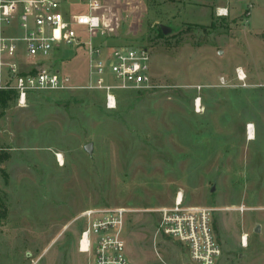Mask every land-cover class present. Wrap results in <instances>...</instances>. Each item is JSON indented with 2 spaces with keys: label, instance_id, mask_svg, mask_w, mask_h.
<instances>
[{
  "label": "rangeland",
  "instance_id": "374dc122",
  "mask_svg": "<svg viewBox=\"0 0 264 264\" xmlns=\"http://www.w3.org/2000/svg\"><path fill=\"white\" fill-rule=\"evenodd\" d=\"M98 1L93 40L147 46L153 84L117 90L110 108L83 87L0 105V264H92L80 213L115 206L128 208L131 264H192L157 231L177 192L211 210L215 264H264V0ZM66 5L88 13L86 0ZM61 56L51 63L85 84L84 48Z\"/></svg>",
  "mask_w": 264,
  "mask_h": 264
},
{
  "label": "built area",
  "instance_id": "2783aa9c",
  "mask_svg": "<svg viewBox=\"0 0 264 264\" xmlns=\"http://www.w3.org/2000/svg\"><path fill=\"white\" fill-rule=\"evenodd\" d=\"M86 1L88 13L75 14L68 12L66 0H0V89L15 90L19 102L31 91L95 89L103 94L105 106L110 108L115 106L117 90L152 86L150 49L142 44L102 49L93 40L96 33L103 32L94 11L100 3ZM81 25L85 26V37ZM78 46L84 48L88 61V79L82 86L51 63L63 57L67 47ZM105 67L112 74L108 79L102 76ZM235 76L245 81L241 68L235 70ZM224 81L220 77V82ZM199 99L197 96L194 101L196 107ZM127 212L124 206L81 211L84 225L78 248L91 254L92 264H131L125 251ZM156 212L157 231L185 246L192 264L216 263L221 246L208 207L186 204L181 192H177L171 204L158 207Z\"/></svg>",
  "mask_w": 264,
  "mask_h": 264
},
{
  "label": "trees",
  "instance_id": "16d2710c",
  "mask_svg": "<svg viewBox=\"0 0 264 264\" xmlns=\"http://www.w3.org/2000/svg\"><path fill=\"white\" fill-rule=\"evenodd\" d=\"M12 97H17L16 91L13 89H0V105L5 106L7 100Z\"/></svg>",
  "mask_w": 264,
  "mask_h": 264
},
{
  "label": "water",
  "instance_id": "95a60500",
  "mask_svg": "<svg viewBox=\"0 0 264 264\" xmlns=\"http://www.w3.org/2000/svg\"><path fill=\"white\" fill-rule=\"evenodd\" d=\"M84 149L90 153L91 152V142H87L85 145H84ZM211 190H213V187H211Z\"/></svg>",
  "mask_w": 264,
  "mask_h": 264
},
{
  "label": "bare ground",
  "instance_id": "6f19581e",
  "mask_svg": "<svg viewBox=\"0 0 264 264\" xmlns=\"http://www.w3.org/2000/svg\"><path fill=\"white\" fill-rule=\"evenodd\" d=\"M253 131L254 130H252L251 127L249 126V128H248V137L249 138H252L254 136Z\"/></svg>",
  "mask_w": 264,
  "mask_h": 264
}]
</instances>
